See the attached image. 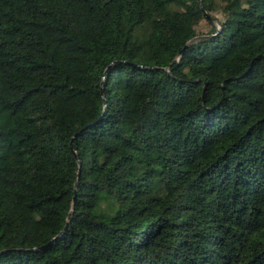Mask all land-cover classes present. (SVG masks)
Returning <instances> with one entry per match:
<instances>
[{"label":"trees","instance_id":"trees-1","mask_svg":"<svg viewBox=\"0 0 264 264\" xmlns=\"http://www.w3.org/2000/svg\"><path fill=\"white\" fill-rule=\"evenodd\" d=\"M200 2L0 0V264H264V0Z\"/></svg>","mask_w":264,"mask_h":264},{"label":"water","instance_id":"water-1","mask_svg":"<svg viewBox=\"0 0 264 264\" xmlns=\"http://www.w3.org/2000/svg\"><path fill=\"white\" fill-rule=\"evenodd\" d=\"M197 3H198V5H199V8H200V10H201L203 16H204L207 20L213 22L214 17H213L211 14H209L208 12L205 11V9H204V8L202 7V5H201L200 0H197ZM202 36H203V35H195V36L191 37L190 39H188V40L183 44V47H184L185 45H187V44H189V43H191V42L197 40L198 38H200V37H202ZM180 52H181V50H179L178 53H180ZM72 154H73L74 158L77 159V157H76V155H75V153H74L73 151H72ZM77 164H79V163H77ZM78 173H79V168L77 167L76 172H75V179H74V182H73V191H74V192H73V194H72V196H71V201H73L74 198H75V188H76V185H77L76 180H77V178H78Z\"/></svg>","mask_w":264,"mask_h":264},{"label":"rangeland","instance_id":"rangeland-1","mask_svg":"<svg viewBox=\"0 0 264 264\" xmlns=\"http://www.w3.org/2000/svg\"><path fill=\"white\" fill-rule=\"evenodd\" d=\"M197 30L199 31H203L205 30L206 28V25L205 23H200L199 25H197ZM115 208V204L114 202L112 201V199L107 196V197H104L98 204V207H97V211H101L103 215H108L110 213H112V211L114 210Z\"/></svg>","mask_w":264,"mask_h":264}]
</instances>
